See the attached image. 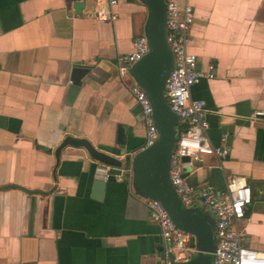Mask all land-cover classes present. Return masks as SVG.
<instances>
[{
  "label": "crops",
  "instance_id": "1",
  "mask_svg": "<svg viewBox=\"0 0 264 264\" xmlns=\"http://www.w3.org/2000/svg\"><path fill=\"white\" fill-rule=\"evenodd\" d=\"M179 1L194 9L199 69L215 65L191 96L207 103L212 144L229 149L186 169L188 181L218 195L245 177L244 243L264 251V117L251 118L264 111V0ZM99 9L118 17L92 16ZM146 19L139 0H0V264H163L160 226L130 178L96 179L82 147H66L57 168L55 157L67 136L110 152L145 146L117 58Z\"/></svg>",
  "mask_w": 264,
  "mask_h": 264
},
{
  "label": "built area",
  "instance_id": "2",
  "mask_svg": "<svg viewBox=\"0 0 264 264\" xmlns=\"http://www.w3.org/2000/svg\"><path fill=\"white\" fill-rule=\"evenodd\" d=\"M108 2L113 8L119 0ZM167 11V39L174 53L175 66L167 79L164 93L171 109L184 120L171 156V182L186 206L204 203L215 213L218 241L211 264H264V251L244 243L242 222L253 201L252 188L247 179L243 176H233L229 179L226 189L218 195L213 193L211 187L195 188L188 181L186 169H193L195 164L204 161L206 156L213 155L224 160L229 155V149L212 144L208 135L207 103L191 96L193 85L203 77H213L215 69L214 63H210L208 71L199 69L197 55L189 51L194 9L190 4L182 5L179 0H167ZM92 16L114 21L118 14L113 10L99 9L92 13ZM132 46V52L117 58L118 72L124 80L130 78V65L142 59L149 51L148 40L144 34L135 36ZM129 87L141 107V120L147 129L144 147H147L158 137L153 107L141 88L133 82ZM258 117H264V111H256L251 116L252 119ZM94 176L96 179L107 181L111 176V167L97 163ZM144 201L149 208L151 220L161 229L164 243L163 264H182L189 261L197 252L196 247L191 245V234L175 225L161 202L149 199Z\"/></svg>",
  "mask_w": 264,
  "mask_h": 264
},
{
  "label": "water",
  "instance_id": "3",
  "mask_svg": "<svg viewBox=\"0 0 264 264\" xmlns=\"http://www.w3.org/2000/svg\"><path fill=\"white\" fill-rule=\"evenodd\" d=\"M147 8L143 33L148 40V53L129 67V75L151 101L158 137L150 146L129 151L122 141L113 152L95 146L89 139L67 136L56 147V168L61 153L68 146L84 148L97 163L111 167V176L129 178L134 193L143 199L158 200L175 225L191 234V245L197 252L182 264H211L218 234L214 211L204 203L186 206L170 179L171 156L184 120L169 106L164 88L175 66V57L167 39V0H139ZM140 107V105H139ZM141 109V107H140ZM122 135V128L119 130ZM121 140V139H120Z\"/></svg>",
  "mask_w": 264,
  "mask_h": 264
},
{
  "label": "trees",
  "instance_id": "4",
  "mask_svg": "<svg viewBox=\"0 0 264 264\" xmlns=\"http://www.w3.org/2000/svg\"><path fill=\"white\" fill-rule=\"evenodd\" d=\"M183 128V127H182ZM182 128H180L179 130H181Z\"/></svg>",
  "mask_w": 264,
  "mask_h": 264
}]
</instances>
